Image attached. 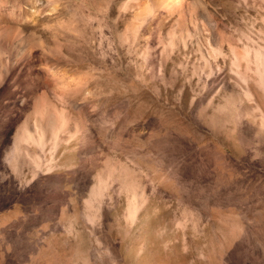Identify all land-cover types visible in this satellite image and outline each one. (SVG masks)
Masks as SVG:
<instances>
[{
  "label": "rangeland",
  "instance_id": "1",
  "mask_svg": "<svg viewBox=\"0 0 264 264\" xmlns=\"http://www.w3.org/2000/svg\"><path fill=\"white\" fill-rule=\"evenodd\" d=\"M0 264H264V0H0Z\"/></svg>",
  "mask_w": 264,
  "mask_h": 264
}]
</instances>
